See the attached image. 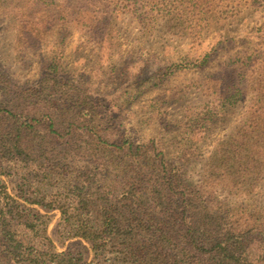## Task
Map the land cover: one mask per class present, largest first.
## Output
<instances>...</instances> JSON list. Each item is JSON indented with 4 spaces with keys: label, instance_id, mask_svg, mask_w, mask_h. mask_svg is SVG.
I'll list each match as a JSON object with an SVG mask.
<instances>
[{
    "label": "rangeland",
    "instance_id": "374dc122",
    "mask_svg": "<svg viewBox=\"0 0 264 264\" xmlns=\"http://www.w3.org/2000/svg\"><path fill=\"white\" fill-rule=\"evenodd\" d=\"M261 56L264 0H0V68L13 91L38 87L50 65L80 81L111 139L190 158L188 179L243 208V220L264 215ZM6 170L14 194L28 170ZM28 206L45 214L56 252L92 264L90 244L68 238L60 211ZM22 235L29 247L43 242Z\"/></svg>",
    "mask_w": 264,
    "mask_h": 264
},
{
    "label": "trees",
    "instance_id": "16d2710c",
    "mask_svg": "<svg viewBox=\"0 0 264 264\" xmlns=\"http://www.w3.org/2000/svg\"><path fill=\"white\" fill-rule=\"evenodd\" d=\"M105 121L80 81L51 65L38 87L19 91L0 68V258L79 264L56 252L32 204L60 211L68 238L90 244L92 264H264V215L243 220V208L188 179L190 158L170 160L153 141L111 139ZM12 165L28 170L14 194L2 179ZM23 231L43 242L29 247Z\"/></svg>",
    "mask_w": 264,
    "mask_h": 264
}]
</instances>
